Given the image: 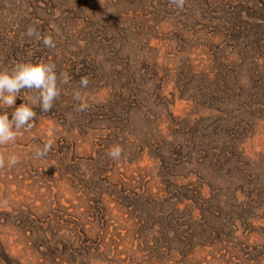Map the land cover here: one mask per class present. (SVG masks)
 Wrapping results in <instances>:
<instances>
[{"label":"rangeland","instance_id":"rangeland-1","mask_svg":"<svg viewBox=\"0 0 264 264\" xmlns=\"http://www.w3.org/2000/svg\"><path fill=\"white\" fill-rule=\"evenodd\" d=\"M19 62L66 82L0 145V264H264V0H0Z\"/></svg>","mask_w":264,"mask_h":264},{"label":"clouds","instance_id":"clouds-1","mask_svg":"<svg viewBox=\"0 0 264 264\" xmlns=\"http://www.w3.org/2000/svg\"><path fill=\"white\" fill-rule=\"evenodd\" d=\"M171 2L178 9H183L184 0H171ZM26 35L39 38L37 29L31 26L27 29ZM42 42L45 47H55L54 40L50 36L43 37ZM62 77L63 74H58L55 64L43 62H19L9 71H0V105L12 109L11 112H0V145L15 142L17 133L21 129L30 130L32 128V122L37 115L34 106L38 105L42 112L52 110L56 100L61 95L58 80ZM63 79L66 82V77ZM80 85L86 88L88 80L82 78ZM22 90H34L37 95L31 103H25L24 99L21 98ZM18 98L23 102L16 106ZM73 98L77 101L82 100L79 92H74ZM86 106L81 103L80 110L83 111ZM50 148L51 144L47 143L36 152V155H46ZM122 152V147L115 145L109 149L108 156L113 160H119ZM0 163H5V161L0 160ZM6 163L9 166H15L18 163V157L11 155L7 157Z\"/></svg>","mask_w":264,"mask_h":264}]
</instances>
